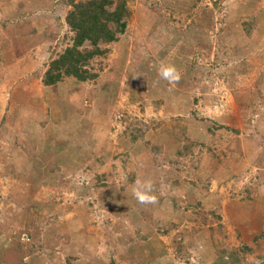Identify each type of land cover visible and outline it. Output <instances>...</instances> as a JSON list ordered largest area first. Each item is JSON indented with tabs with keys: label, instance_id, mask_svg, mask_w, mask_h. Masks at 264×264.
I'll list each match as a JSON object with an SVG mask.
<instances>
[{
	"label": "rangeland",
	"instance_id": "obj_1",
	"mask_svg": "<svg viewBox=\"0 0 264 264\" xmlns=\"http://www.w3.org/2000/svg\"><path fill=\"white\" fill-rule=\"evenodd\" d=\"M24 5L39 41L0 11V264H264V0H130L99 78L51 88L69 7Z\"/></svg>",
	"mask_w": 264,
	"mask_h": 264
},
{
	"label": "trees",
	"instance_id": "obj_2",
	"mask_svg": "<svg viewBox=\"0 0 264 264\" xmlns=\"http://www.w3.org/2000/svg\"><path fill=\"white\" fill-rule=\"evenodd\" d=\"M129 3L130 0H66L69 7L66 24L72 37L61 53L50 58L41 78L43 87H55L66 79L75 80L77 83L96 81L103 69L101 60L108 58L110 47L118 43L128 30L133 17ZM7 25L8 23L2 24L9 33ZM251 26L250 22L244 23L248 35H251ZM224 128L218 126L217 129ZM130 129V126L126 127L127 132ZM226 129L238 133L237 130ZM131 131L135 142L145 136L143 129L142 132L139 128ZM28 249L32 252L35 248L32 245ZM11 254L15 255V252Z\"/></svg>",
	"mask_w": 264,
	"mask_h": 264
},
{
	"label": "crops",
	"instance_id": "obj_3",
	"mask_svg": "<svg viewBox=\"0 0 264 264\" xmlns=\"http://www.w3.org/2000/svg\"><path fill=\"white\" fill-rule=\"evenodd\" d=\"M25 2H26V0H12L9 3H8V1H6V2H4V4H2L3 2H2V0H0V11H2V13L5 16V19L7 20V21H5V23H8V25L10 24V26H15L13 24L16 22L18 24L17 26L21 27L23 29L20 31L22 34H24L23 36L26 35L28 38H34V39L39 41V36L42 33L39 31L36 33V30H33V31L30 30L29 24H28V26L24 25V24L28 23V17L31 14L30 9L26 5H24ZM37 17H39V16H37ZM34 18H36V15H34ZM13 21H14V23L12 24ZM24 28H28L27 32H26V30H24ZM36 28L38 30H40L38 27H36ZM37 35H38V38L35 37ZM8 63H10V62H8V59H6V55L2 53L1 59H0V71L2 74L5 72V69L10 66V65H8ZM18 63L19 62L17 61L16 65H18ZM41 84H42V82H41ZM42 86H43V84H42Z\"/></svg>",
	"mask_w": 264,
	"mask_h": 264
},
{
	"label": "clouds",
	"instance_id": "obj_4",
	"mask_svg": "<svg viewBox=\"0 0 264 264\" xmlns=\"http://www.w3.org/2000/svg\"><path fill=\"white\" fill-rule=\"evenodd\" d=\"M159 75L169 83H178L180 80V73L175 66L162 65L159 70ZM132 193L136 200L140 203H156V197L153 195V185L151 181L142 182L136 180L132 187ZM259 264V261H257Z\"/></svg>",
	"mask_w": 264,
	"mask_h": 264
}]
</instances>
